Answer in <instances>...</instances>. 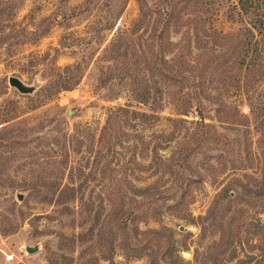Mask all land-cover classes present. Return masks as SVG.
<instances>
[{
  "label": "rangeland",
  "instance_id": "1",
  "mask_svg": "<svg viewBox=\"0 0 264 264\" xmlns=\"http://www.w3.org/2000/svg\"><path fill=\"white\" fill-rule=\"evenodd\" d=\"M235 2L217 0L210 5L208 26L223 33L237 31L242 23L233 9ZM138 18L135 0H0V34L10 33L0 44V264H150V253L135 257L132 251L149 230L163 232L166 244L159 258L175 259L176 264H214L216 248L208 247L219 242V233L203 236L202 216L220 183L205 176L186 198L179 192L159 201L142 199V190L154 182L159 190L171 186L167 176L150 166L152 146L160 144L158 155L168 158L183 141L184 129L192 131L199 120L193 113L178 115L165 95L158 105L152 98L141 103L133 87L107 80L106 68L115 63L107 62L102 52L118 30L134 29ZM184 31L173 34V42ZM75 64L82 69L79 84L59 90L55 68ZM11 77L27 88L35 82L39 86L22 94L9 86ZM208 86L216 96L211 88L217 85ZM223 90L220 100L237 112L225 109L219 116L216 106L205 102V121L241 143L245 138L259 140L261 132L264 138V77L247 95L236 87ZM120 106L156 119L130 115L118 125L112 122L102 136L110 111ZM172 120L184 122L173 129ZM235 120L240 125L232 124ZM114 134L118 139L110 140ZM117 140L125 142L123 152L111 146ZM234 145L239 162L244 154ZM251 150L264 156V144L261 150L256 145ZM205 154L217 152L201 147L189 159L194 180L202 177ZM254 165L260 179L264 159ZM219 176L221 182L227 173ZM263 206L258 203L255 210L261 213ZM128 211L144 222L126 231L114 220ZM165 228L172 231L164 232ZM152 244L156 250V242ZM172 244L175 251L168 253ZM27 248L37 252L30 254ZM184 252L191 259H185ZM228 254L217 260H227ZM11 255L13 260L7 261ZM237 255L242 259V253Z\"/></svg>",
  "mask_w": 264,
  "mask_h": 264
},
{
  "label": "trees",
  "instance_id": "2",
  "mask_svg": "<svg viewBox=\"0 0 264 264\" xmlns=\"http://www.w3.org/2000/svg\"><path fill=\"white\" fill-rule=\"evenodd\" d=\"M135 1L139 18L134 24V29L118 30L102 52L107 62L115 63L106 68L107 80L114 82L117 80L118 84L125 83L133 87L132 94L141 103H146L152 98V103L158 105L165 95L175 106L178 115L187 116L193 113L199 120L195 122L192 131L184 129L183 141L171 151L168 158L163 159L158 155L162 150L160 144L152 146L150 166L167 176L171 180V186L159 190L158 183L154 182L142 190V199L147 202L159 201L165 198L164 195L167 193L179 192L186 198L192 194L193 184L201 180L203 183L205 176L213 178L220 185L205 215L202 216V235L205 236L208 232L219 233V242L213 241L208 247L209 251L216 248L214 264H264V217H261L264 216V210L261 213L255 210L258 203H264V169L262 177L258 179L255 176L257 167L254 165H260L264 156L262 157L261 151L251 150L253 145H256L257 150L263 148V134L261 132L262 137L255 142L245 138L241 143L218 133L204 118V111L207 109L205 102L215 105L216 114L219 116L225 109L237 112L236 107L228 106L220 100V92L224 87H236L247 95L262 81L264 0H236L233 9L242 24L237 31L228 33L208 26L210 20L208 7L217 0ZM183 28L185 31L179 41L173 42L172 35L180 33ZM8 38L10 33L2 32L0 44H4ZM193 50L198 52L196 56ZM55 69L59 90L69 91L79 84L82 74L80 64ZM220 77H227L229 80L222 81L219 80ZM212 84L217 85L216 88H211L217 91L214 92L216 96L208 91L210 89L208 85ZM130 115L156 119L154 115L137 114L127 107L120 106L110 111L106 125L102 128V136H105L112 122L118 125L122 119H127ZM182 121L184 122L174 120L173 129H177L176 125ZM236 121L232 124L240 125ZM112 138L118 139V136L114 134L110 136V140ZM158 138L170 141L169 136L160 135ZM234 144L240 152L242 149L244 154L239 162L234 158ZM112 145L120 147L122 152L126 149L123 140L111 142ZM201 147L202 151L206 147L216 151L217 155H204L202 177L199 174V178L194 180L189 174L191 170L188 163L191 155L197 154ZM250 170L252 172L248 173ZM226 173V178L218 182L219 175ZM67 188L75 191L74 187ZM116 221L122 226L121 229L126 231L130 229L131 224L144 222L136 218L131 211L115 218L114 222ZM137 230L134 228L135 232ZM170 231L172 230L164 229V232ZM142 234L144 238L139 239L134 244L135 248H132L136 253L135 257H140L145 252L150 253L147 254L150 264H176L175 259L159 258V254L164 251L163 244H166L162 231L149 230ZM145 235L149 237L145 238ZM243 235H246L244 241ZM153 242H156V250L153 249ZM174 251L172 244L167 252ZM227 251H229L227 260L218 261L217 258ZM256 251L262 256H257ZM238 253H242V259L238 258Z\"/></svg>",
  "mask_w": 264,
  "mask_h": 264
},
{
  "label": "water",
  "instance_id": "3",
  "mask_svg": "<svg viewBox=\"0 0 264 264\" xmlns=\"http://www.w3.org/2000/svg\"><path fill=\"white\" fill-rule=\"evenodd\" d=\"M8 84L9 86L15 88L17 91H19L22 94H31L34 91V89L39 86V84L35 82L32 88H27L16 77L9 78ZM18 199H21L20 195ZM26 250L30 254L37 252V248H27Z\"/></svg>",
  "mask_w": 264,
  "mask_h": 264
},
{
  "label": "clouds",
  "instance_id": "4",
  "mask_svg": "<svg viewBox=\"0 0 264 264\" xmlns=\"http://www.w3.org/2000/svg\"><path fill=\"white\" fill-rule=\"evenodd\" d=\"M182 255L185 259H191L190 253L184 252Z\"/></svg>",
  "mask_w": 264,
  "mask_h": 264
},
{
  "label": "built area",
  "instance_id": "5",
  "mask_svg": "<svg viewBox=\"0 0 264 264\" xmlns=\"http://www.w3.org/2000/svg\"><path fill=\"white\" fill-rule=\"evenodd\" d=\"M6 260L7 261H12L13 260V256L11 255V256H6Z\"/></svg>",
  "mask_w": 264,
  "mask_h": 264
}]
</instances>
